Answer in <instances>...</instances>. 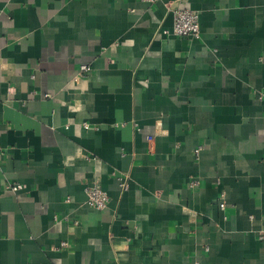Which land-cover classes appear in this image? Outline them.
I'll list each match as a JSON object with an SVG mask.
<instances>
[{"label": "crops", "instance_id": "0c3cea01", "mask_svg": "<svg viewBox=\"0 0 264 264\" xmlns=\"http://www.w3.org/2000/svg\"><path fill=\"white\" fill-rule=\"evenodd\" d=\"M263 230L264 0H0V264H264Z\"/></svg>", "mask_w": 264, "mask_h": 264}, {"label": "built area", "instance_id": "2783aa9c", "mask_svg": "<svg viewBox=\"0 0 264 264\" xmlns=\"http://www.w3.org/2000/svg\"><path fill=\"white\" fill-rule=\"evenodd\" d=\"M151 1V0H149ZM199 32H200V26H199V17L197 13H193L191 11L187 10H179L174 15V23L172 25L171 34L174 36L179 37H189L191 39H198L199 38ZM165 34H168L169 31H164ZM81 72L88 71V67L81 66L80 67ZM86 127V125H85ZM150 140V139H149ZM199 152V148L195 150V154L197 155ZM120 181V186L123 190H126L127 182L126 177H119L118 179ZM7 189L11 191H19L22 189L21 185H6ZM86 193V204L98 211L104 210L107 207L108 204V195L106 192H104L98 184H92L85 188ZM219 208H224V202L219 201L218 203ZM259 240H264V230L260 231L258 235Z\"/></svg>", "mask_w": 264, "mask_h": 264}]
</instances>
